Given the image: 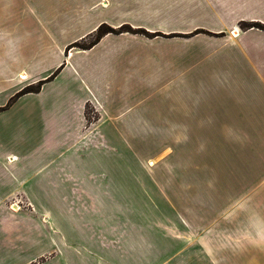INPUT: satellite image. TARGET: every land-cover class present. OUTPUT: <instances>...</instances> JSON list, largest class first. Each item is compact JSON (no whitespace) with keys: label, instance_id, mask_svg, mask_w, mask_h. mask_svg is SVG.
<instances>
[{"label":"crops","instance_id":"crops-1","mask_svg":"<svg viewBox=\"0 0 264 264\" xmlns=\"http://www.w3.org/2000/svg\"><path fill=\"white\" fill-rule=\"evenodd\" d=\"M196 1L224 36L69 48L192 33ZM243 22L264 0H0V108L46 81L0 112V264H264V30Z\"/></svg>","mask_w":264,"mask_h":264},{"label":"rangeland","instance_id":"rangeland-1","mask_svg":"<svg viewBox=\"0 0 264 264\" xmlns=\"http://www.w3.org/2000/svg\"><path fill=\"white\" fill-rule=\"evenodd\" d=\"M215 6H216V4L210 3V2L208 4V6L205 3L203 4V6H201L200 3L197 2V3H195L194 8H199L201 10L202 16L199 15V12L200 11L197 10V11H194V12H196L195 13L196 15L191 16L189 19H187V18H184L182 20H178L177 18L174 19V23L180 25V27H185V28L191 29L192 30V33H189V34L173 33V34L167 35V34H162L160 32H157L155 34H150L149 31H147L145 29H133L131 26H129V25H127V26H128V28H130V29H132L134 31L133 33H136V32H139V31H146L147 35H143V34H136V35H139L141 37H147V38H149V37L150 38L160 37V38H167V39H171V38H183V37L184 38H189V37H192V36H194L196 34H202V36H209V37H217V36L222 37V36H224L223 34L219 35L217 33L218 34L217 35L216 33H212L209 30V28H207L208 25H209V27H213V26H215V25L218 24V25H222V26L225 27L232 20L220 19V17L219 18H214V16H206V17L203 16L205 14L206 15H212V14H209L207 12L206 7L209 9V8H215ZM161 22H162V24H166L167 27L172 24V21L167 20V19L166 20H163ZM200 23H202V24H200ZM243 23H248V22H243ZM243 23H240V29H242L241 27H242V24ZM200 25H202L203 27H199ZM87 39L84 40V41H82V42H88ZM13 103L10 106H8L7 109H9L13 105ZM25 108H27V107H25ZM18 112H19V109H18V107H16L14 112H12V113L10 112L9 114L4 115L3 117H7V116L13 114V115L10 116V118H14V117L16 118V115H17ZM14 113H16V115ZM95 115H96L95 110H93V109L87 110V116H88L87 119H88V121L89 120H92L95 117ZM8 119H9V117H8ZM29 137H30V140L32 142L38 140L39 138H41V137H35V136H33V137L32 136H29ZM137 144H140L139 146H137L138 148L144 149V143L143 142H140V143H137ZM155 161L157 162L158 159H156ZM135 164L136 165H139V164L141 165V163L138 164L137 161H136ZM156 257H158V256H156ZM150 258H155V257H153V256H146L144 263L147 262L148 259H150ZM161 258H163V257H161ZM189 259H192V258H189V257H186V256H184V257H176L174 259V264H186V263H188V260Z\"/></svg>","mask_w":264,"mask_h":264},{"label":"trees","instance_id":"trees-1","mask_svg":"<svg viewBox=\"0 0 264 264\" xmlns=\"http://www.w3.org/2000/svg\"><path fill=\"white\" fill-rule=\"evenodd\" d=\"M256 28V29H260V30H264V26L261 24H257V23H243L242 24V29L246 30L249 28ZM134 31L130 28H128V26H123L118 30H115V28H112L110 26L107 25H102L99 28H97V30H95V32L93 33V35H91L87 40L88 42H76L74 43L71 47L69 48H80V50H87L92 48L95 44H98L99 41L101 40V38L107 34H121V33H132V34H143V35H147L146 31H139L136 33H133ZM58 73V70L47 80L49 81L50 79H52L56 74ZM45 83L46 81H40L35 87H24L17 95H15L13 98H11L10 101L7 102V104L0 108V112L7 109L8 106H10L17 98H19L20 96L24 95V94H31V93H38L41 87L42 83Z\"/></svg>","mask_w":264,"mask_h":264}]
</instances>
